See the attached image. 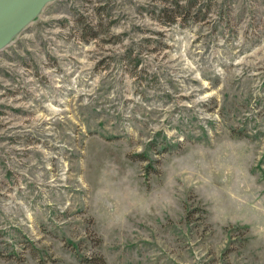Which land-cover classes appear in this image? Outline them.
Segmentation results:
<instances>
[{
	"label": "rangeland",
	"instance_id": "obj_1",
	"mask_svg": "<svg viewBox=\"0 0 264 264\" xmlns=\"http://www.w3.org/2000/svg\"><path fill=\"white\" fill-rule=\"evenodd\" d=\"M41 12L0 51V264H264V0Z\"/></svg>",
	"mask_w": 264,
	"mask_h": 264
},
{
	"label": "water",
	"instance_id": "obj_2",
	"mask_svg": "<svg viewBox=\"0 0 264 264\" xmlns=\"http://www.w3.org/2000/svg\"><path fill=\"white\" fill-rule=\"evenodd\" d=\"M54 0H0V51L6 49Z\"/></svg>",
	"mask_w": 264,
	"mask_h": 264
},
{
	"label": "trees",
	"instance_id": "obj_3",
	"mask_svg": "<svg viewBox=\"0 0 264 264\" xmlns=\"http://www.w3.org/2000/svg\"><path fill=\"white\" fill-rule=\"evenodd\" d=\"M177 8H179V6H177ZM164 12H166L165 10H164ZM169 12V11H168ZM172 12V11H171Z\"/></svg>",
	"mask_w": 264,
	"mask_h": 264
}]
</instances>
